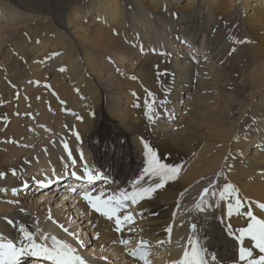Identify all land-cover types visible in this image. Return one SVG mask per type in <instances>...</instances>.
I'll use <instances>...</instances> for the list:
<instances>
[{
	"label": "bare ground",
	"instance_id": "1",
	"mask_svg": "<svg viewBox=\"0 0 264 264\" xmlns=\"http://www.w3.org/2000/svg\"><path fill=\"white\" fill-rule=\"evenodd\" d=\"M76 3L0 0V7L12 4L22 10L12 32L5 30L0 38V241L14 239L19 244L23 225L37 243L49 245L42 237H55L48 229L55 222L63 226L60 231L83 232L84 239L80 232L77 236L84 247L56 237L79 254L86 249L93 256L80 255L93 264H145L138 261L140 253L129 254L141 241L147 242L141 249L147 264L146 248H164L169 241L180 244L177 247L183 251L172 249L167 255L166 264H174L185 258V251L190 253L193 239L201 241L206 264H245L238 257L241 246L251 250L249 259L258 260L264 253L255 242L247 236L240 242L237 237L247 227L248 210L264 220L259 206L264 204V76L249 70L234 83L232 63L245 59L255 65L258 56L264 62V40L258 56L254 47L237 56L242 43L255 41L252 33L242 41L241 30L247 22L264 19V0H94L92 11H86L88 4L75 7ZM47 16L60 28L55 39L46 32L40 36V17ZM1 23L0 19V30ZM227 35L229 43L223 44ZM204 51L207 54L200 60ZM112 55L122 61V70L134 63L124 78L115 77L114 68L105 66ZM25 59L26 77L15 65ZM210 64L216 68L210 71ZM149 93L163 97L152 99ZM177 99L185 104L178 129L160 130L165 115L177 119ZM236 100L243 103L239 113L238 104L227 103ZM145 101H155L151 120L144 115ZM30 107L51 111L38 115L48 136L25 128ZM30 139H39L41 153L36 150L28 156L24 143ZM145 144L161 163L180 165L181 171L150 198L126 202L119 214L134 213L133 222L122 224L117 232L115 222L96 213L81 193L87 188L121 197L158 182L145 172L151 160ZM164 153L167 157H160ZM85 168L99 173L94 181L71 174L83 176ZM217 170L222 179L214 191L218 196H206L205 210L195 215L194 202L200 201ZM41 180L45 183H38ZM226 185H232L243 202L232 208L231 215L229 205L235 201L227 194L220 198ZM37 195L43 199L35 200L38 203L32 200ZM189 224L195 227L190 229ZM128 242L134 243L132 247H126ZM114 255L120 257L117 262ZM43 260L25 255L18 264H44Z\"/></svg>",
	"mask_w": 264,
	"mask_h": 264
},
{
	"label": "snow or ice",
	"instance_id": "2",
	"mask_svg": "<svg viewBox=\"0 0 264 264\" xmlns=\"http://www.w3.org/2000/svg\"><path fill=\"white\" fill-rule=\"evenodd\" d=\"M151 97V93L148 94ZM155 101L149 103L145 101V112L144 115L147 119L151 120L153 116V105ZM163 104V101H161ZM138 106V105H134ZM79 118V117H78ZM147 149V154L151 157L148 168L145 170L146 174L155 177L158 182H154L152 185L147 187L140 186L135 191L130 194H123L121 197L115 196H105L104 191L100 190L98 194L93 193L89 189H85L81 194L85 201L88 202L90 207L101 216L109 221L115 222V231L120 232L122 229V224H129L133 222L132 214L120 215L119 213L125 207L126 202L129 200L132 204H136L140 199L150 198L151 195L156 192V190L163 188L169 181L174 180L179 172L181 171L180 165H169L166 163H161L159 158L156 157L155 153H152L151 148L145 144ZM74 177L79 179L86 178L88 182L94 181L99 173L93 175L87 168L84 170L83 176H77L76 172L71 173ZM143 179V177H141ZM40 184H44L43 180L38 181ZM139 185V181H137ZM212 185L205 187L200 193V202L196 205L197 209L204 211L203 205L205 204V197L208 195L215 196V192H210ZM230 189V191H229ZM75 192L76 190L73 189ZM235 193V195H233ZM227 194L231 197L235 203L229 205V215L232 214V208L242 207L243 202L241 201L237 190L232 185H226L225 189L220 193V198L223 199L224 195ZM14 203V201H10ZM260 208L264 209V204L259 205ZM247 216L249 217V222L247 227L240 230V235L237 237L238 241L242 242L244 237H249L255 242V247L264 253V220L258 219L253 215L251 211H247ZM63 227V226H61ZM195 225H193V228ZM66 232L67 229H64ZM167 231L170 232V229ZM20 241L19 244L15 243L13 240L0 241V264H18L20 258L25 255L31 256H42L45 260L50 261L51 264H85V260L77 253L76 249L63 241L58 240L56 237H51L52 244L47 245L45 243H37L34 238V234L28 231L23 225L19 226ZM68 235L73 237V239L81 247H84L83 241L77 236L75 232H68ZM42 239L47 240L48 237H42ZM121 243H127V241H121ZM158 243H163L160 241ZM191 245V252L185 251L184 257L179 261H175L174 264H206V262L201 258V252L203 249L197 248L196 241H189ZM146 241H141V244L137 249H134L129 254L133 257H137L147 264L145 260V254L141 253V249L146 246ZM252 256V252L249 249L241 246L238 250V257L241 262L245 264H264V255L256 261H252L249 257Z\"/></svg>",
	"mask_w": 264,
	"mask_h": 264
},
{
	"label": "rangeland",
	"instance_id": "3",
	"mask_svg": "<svg viewBox=\"0 0 264 264\" xmlns=\"http://www.w3.org/2000/svg\"><path fill=\"white\" fill-rule=\"evenodd\" d=\"M72 1H75V2H77L76 3V6L75 7H77L78 5H85V4H88V6L89 7H87L86 8V11H88V10H90V6H91V2H94V0H72ZM261 5H263V2H262V4ZM5 6V7H4ZM4 6H2V7H0V19L2 20V23H1V25H2V27H1V30H0V38L2 37V33H3V31H5V30H7V32H9V34L12 32L11 31V26H14V25H16V23L18 22V14H17V12H20V11H22L21 9L19 10V8L17 7H15L14 5H12V4H8V6L7 5H4ZM7 6V7H6ZM93 6H94V4H93ZM92 7V6H91ZM3 8V9H2ZM8 11H7V10ZM10 11V12H9ZM90 11H92V10H90ZM9 12V13H8ZM12 12V13H11ZM5 13V14H4ZM14 13V14H13ZM16 13V14H15ZM13 14V15H12ZM14 15H15V17H14ZM89 16H91L90 17V20H92L93 19V14L91 13V14H89ZM39 18V17H38ZM51 18H53L52 16H47L46 18H41L40 17V19L42 20L43 19V22H42V25H41V30H40V36H43L44 34V32H46V34H50V36L52 37V38H54L55 39V37L57 36V32H58V29H60V28H58V26L56 25V23H54V21H52V19ZM17 20V21H16ZM50 20H51V22L52 23H50ZM208 21H209V19H208ZM16 22V23H15ZM46 22V23H45ZM210 22V21H209ZM44 23V24H43ZM54 23V24H53ZM52 25V26H51ZM9 27V28H8ZM3 29V30H2ZM10 30V31H9ZM42 31V32H41ZM161 30L160 29H158V33H157V35H158V37H161V38H163L162 37V35H161ZM230 33H233V31H231L230 30ZM250 33H252L253 35H254V37H255V41H250V42H248L246 45L245 44H241V51L237 54V56H242L245 52H246V49H251V48H253L254 47V51L253 52H256L257 53V56H258V54H259V51H260V49L262 48V41L264 40V19L260 22V23H256V24H251V23H249V22H247V28L246 29H242L241 30V35H240V39L242 40V41H245L247 38H248V36H249V34ZM7 36V35H6ZM9 37V35L7 36V37H3L4 39H6V38H8ZM230 36H225L224 37V39H223V44L224 43H226L227 42V44L229 43L228 41L230 40V38H229ZM228 38H229V40H228ZM39 39V38H38ZM226 40V41H225ZM163 41H164V39H163ZM165 42V41H164ZM254 45V46H253ZM250 46V47H249ZM124 48V47H123ZM253 49H251L250 51H252ZM2 49L0 48V54H2ZM245 51V52H244ZM248 51V50H247ZM250 51H248V52H250ZM138 53V52H137ZM191 53H196V52H191ZM13 55H14V53H12ZM207 54V52H202L198 57H199V59L201 60V59H204L205 58V55ZM15 56V55H14ZM119 56H121V53H119ZM111 57V56H110ZM110 57H107V59H106V63H105V66H109V68H111V69H113L114 70V72L116 73L114 76L115 77H119L118 75L120 74V77H122V78H124L125 77V73H126V71L125 70H129L132 66H134V63H130V65L127 67V69H125V70H122V61L120 62V61H118V59L114 56V55H112V57L110 58ZM13 59V58H12ZM11 59V60H12ZM14 60H16L15 59V57H14ZM1 61V60H0ZM13 61V60H12ZM24 62H26V63H24ZM24 62L22 61H20L19 60V62L17 61V63L15 64V65H17V64H19L20 66H19V70H20V72H19V74H23V72H24V75H25V73H26V71L27 72H29L27 69H28V63H29V61L28 60H24ZM252 63V64H251ZM253 63L254 62H250L249 60L247 61V60H245V59H242L240 62H233L232 64V66L234 67V69H233V73H232V77L234 76V83H236V81H237V79L239 78V76L241 75V74H243L244 72V74H249L251 71H256V70H259L260 72H261V75L262 76H264V62H262V61H260L259 60V56H258V59H257V64H255V65H253ZM234 64H235V66H234ZM244 66H243V65ZM239 65V66H238ZM125 66V65H124ZM211 66V67H210ZM210 66H209V70L211 71L213 68H216V65H212V64H210ZM130 67V68H129ZM245 67V68H244ZM253 67V68H252ZM25 69V70H24ZM237 69H239V70H237ZM249 70H250V72H249ZM236 72V73H235ZM237 72H239L238 74H237ZM234 74V75H233ZM236 76V77H235ZM24 77H26V75L24 76ZM51 79H52V76H50L49 77V79H47V82H46V85H48L49 86V84H50V81H51ZM229 81H227V83H228ZM173 89V88H172ZM162 93V92H161ZM161 93H158L157 95H153L151 98L152 99H155L158 95H162ZM170 93H172V91H170ZM186 95V93L184 92V93H181L180 94V96L179 97H181V96H185ZM212 95L214 96V97H217L216 96V93L213 91L212 92ZM162 97H163V95H162ZM179 97H178V99H179ZM185 98V97H184ZM177 99V101H179V103L180 104H178V108H179V110H178V114H177V119L176 120H171V118H172V115L171 116H164V118L162 117V120H161V122H159V125L160 126H158V127H161V128H159L160 130H163V131H165V132H171V133H174L177 129H178V124H179V120L180 119H182L183 118V116H184V109H185V104H183V105H181V103L183 102L184 103V100H178ZM240 100H236V102H227V103H230V104H232V105H235V104H238V109L235 111V112H237V113H239L240 111H241V107H242V105H243V103L242 102H239ZM166 106H167V104H165ZM30 109H32L33 111H32V113H30V117H28V115H26V118H27V122H28V124H31V122H32V124H31V126L30 125H28V124H26L27 126H29V127H27L26 125H25V128L28 130V132H33V134H35V135H38V133H37V131H39L41 134H43L44 132V134L43 135H45L46 133H47V135H45V136H48V134H49V130H48V127L44 124V123H42V118H40V116H38L40 113H47V114H49V112H51L50 110H48V111H45V112H43L44 110H43V108L41 107V109L40 108H33V107H30ZM39 109V110H38ZM38 110V111H37ZM237 116H238V114H237ZM170 117V118H169ZM31 118V119H30ZM75 118V117H74ZM28 119H29V121H28ZM33 119V120H32ZM164 121V122H163ZM30 122V123H29ZM43 127V128H42ZM33 128V129H32ZM35 129V130H34ZM41 129V130H40ZM30 130V131H29ZM31 130H33V131H31ZM31 138V137H30ZM39 138H42V137H40L39 136ZM28 139V138H27ZM32 139V138H31ZM30 139V142L29 143H24L25 145H24V149L27 151V153L29 152V154H28V156L29 155H34V151H36L37 150V152L36 153H38V152H40L41 153V151L43 150V146H42V143L39 141V139L38 140H36V141H33V140H31ZM47 139V137H45L44 139H43V141H45V142H48L49 140H46ZM52 140V139H51ZM50 140V141H51ZM27 141V140H26ZM9 145H11L10 144V142H9ZM42 149V150H41ZM160 157H163V158H165V157H167V153H164L162 156H160ZM221 170H217V172H216V175L214 176V178H213V180L211 179V182L209 181V183L207 184V187L209 186V185H212L213 187L210 189V192H212V191H215V189L217 188V186H218V184H219V181H221L222 179H221ZM98 182H99V180L96 182V185H98ZM206 187V186H205ZM204 187V188H205ZM41 191H43V189L41 190ZM208 196H212V195H208ZM215 196H218L217 194H215ZM5 197H8V196H5ZM40 197V195H37L36 196V198H33L32 200L34 201V202H36L35 200H43V199H41V198H39ZM45 202H47V200H46V198H47V194H45ZM48 198H49V196H48ZM200 201L199 200H196L195 202H194V207H196V205L199 203ZM36 203H38V202H36ZM51 204V203H50ZM205 204H207L206 202H205ZM57 206V203L55 204V203H52L51 205H49L50 207H55V206ZM45 206L47 207V204H45ZM43 211V213H47V210H42ZM200 210H197L194 214L196 215V213L197 212H199ZM176 214L173 216L174 218L175 217H178V216H176L177 215V212H175ZM186 215L188 214V216H190L189 215V211L186 209ZM132 214H134V213H132ZM204 214V215H203ZM44 215V214H43ZM186 215H184L181 219H184L185 217H186ZM201 215H203L204 217L205 216H207V214L206 213H204V212H202V214ZM65 216V215H64ZM134 218H135V215H134ZM46 220H48L47 218H45L44 219V223L46 222ZM52 223V225H53V227H48V229L50 230V234H52V235H54L55 237L56 236H60V237H63V238H65V239H67V240H69V241H75L74 239H72L69 235H67V234H65V232H63V231H60V228L61 227H59V226H57L56 225V223L55 222H51ZM190 226L192 227V225L191 224H189V228H190ZM51 229H53V232L51 231ZM170 229H172L171 228V224H170ZM192 229V228H191ZM68 230V229H67ZM190 230V229H189ZM193 231V230H192ZM68 232H71L70 231V228H69V230L67 231V233ZM78 232H80L79 234H80V236H81V238H83L84 239V234H83V232L81 233V230H76L75 231V233L78 235ZM38 235H39V232H38ZM69 237V238H68ZM35 238H37V237H35ZM57 238V237H56ZM13 241H17V240H14L13 239ZM131 242H128V244L126 245V247L127 248H130V247H132V244H134L133 242L130 244ZM137 243V242H136ZM131 246H130V245ZM180 244H174V245H172V243H170V241H169V243H168V245L167 246H165L164 248L163 247H161V245H159L158 247H154V246H151L150 248H146L147 249V254H148V261H149V264H166V259H167V255L169 254V252H171L172 251V249H174L175 251H183L184 249H179L177 246H179ZM169 246V247H168ZM161 247V248H160ZM171 247V248H170ZM93 248V246H91L89 249H87V250H90V249H92ZM170 248V249H169ZM156 249V250H155ZM96 251V250H95ZM96 253V252H95ZM166 255V256H165ZM116 256V257H115ZM118 255H114V257H113V259L114 258H116V259H114L113 260V262H117L118 261V259L120 258L119 256V258L117 257ZM159 256V257H158ZM160 260V261H159ZM138 261H140V259L138 258Z\"/></svg>",
	"mask_w": 264,
	"mask_h": 264
}]
</instances>
